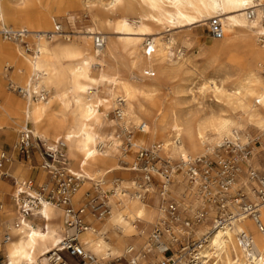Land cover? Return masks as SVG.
<instances>
[{"label":"bare ground","instance_id":"1","mask_svg":"<svg viewBox=\"0 0 264 264\" xmlns=\"http://www.w3.org/2000/svg\"><path fill=\"white\" fill-rule=\"evenodd\" d=\"M82 17L89 19L83 33L76 26ZM213 19L224 32L218 45H206L200 35H172ZM2 28L23 38L11 42L0 35V131L18 137L28 130L52 150L63 142L65 168L84 186L72 196L75 207L86 185L110 195L108 219L88 212L87 229L77 235L84 250L103 264L124 259L157 264L166 248L153 237L164 208L142 201L153 184L110 182L124 169L125 135L134 150L159 145L158 158L171 165L215 158L226 141H258L263 154L257 150L250 164L262 168L264 0H0ZM187 77L199 82L197 92ZM198 97L210 106L201 109ZM142 125L145 132L132 139ZM180 163L172 167L183 176ZM152 174L163 180L159 172ZM25 179H14L17 210L0 206V250L4 264H49V256L74 230L66 225L64 207L43 203L30 216L22 215L20 193L35 196L23 186ZM163 182L162 204L176 197L193 209L202 205L196 188L193 202L184 198V184L183 192L172 193L173 184L182 181ZM240 182L248 200L260 206L263 231L249 216H240L211 233L201 251L203 264H264V203L246 175ZM133 188L134 200L126 199L124 193ZM230 211L236 214L238 207ZM209 230L201 226L198 236ZM241 233L252 239V251L239 245Z\"/></svg>","mask_w":264,"mask_h":264},{"label":"built area","instance_id":"2","mask_svg":"<svg viewBox=\"0 0 264 264\" xmlns=\"http://www.w3.org/2000/svg\"><path fill=\"white\" fill-rule=\"evenodd\" d=\"M208 30L213 40L223 39V28L218 20H211ZM0 35L11 42H17L23 38V35L18 31L4 28L0 30ZM97 43L99 44V42ZM138 132L144 133L145 125H142ZM222 145L221 149L226 154L218 153L215 158L204 156L181 162L183 176L168 161L158 158L159 145H154L149 149L140 147L134 150V160L131 164L123 161L125 165H131V169L142 175L146 185L155 184L152 173L156 171L162 175L166 183L174 182L177 179L184 181L186 183L184 198H189L192 195V190L196 188L202 202L199 208L193 209L181 201H167L164 217L153 234L155 240H160L166 245L163 251L164 259L157 264H203L204 258L201 251L207 244L211 233L229 226L240 216H249L263 231L259 219L260 206L258 203L248 200L240 178H245L243 175L245 172L249 182L254 184L252 186L253 193L260 203H264V165L260 170L251 166L250 161L255 152L250 144L236 145L226 141ZM127 147L123 160L129 157L128 151L132 148L129 141ZM64 150L65 145L61 141L56 143L52 150L34 138L30 131L23 130L20 133L17 143L19 155L30 160L32 156L38 154L41 158V169L47 172L51 179L50 184H43L36 190L32 180H27L23 184L26 188L34 190L35 196H28L24 192L20 193L21 213L28 217L43 203L65 208L66 225L74 230V233L62 241L61 247L56 253L49 256V264H70L68 259L72 260L74 264H103L84 250L78 242L77 235L87 229L88 223L85 215L88 212L96 214L101 220L109 215V207L105 203L107 197L95 188L94 193L88 192L85 195L84 202L78 208L74 206L72 196L80 188L82 182L67 172L64 165ZM7 163V160L2 157L0 170L4 169ZM1 178L12 180L7 172H2ZM158 184L163 189L166 185L164 182ZM14 185L17 184L14 183ZM231 206L238 207L236 214L230 211ZM203 225L209 226L210 230L198 236V230ZM238 242L243 248L252 251L253 242L247 234L241 233L238 236ZM0 264H3L1 260ZM113 264L137 263L124 259L117 260Z\"/></svg>","mask_w":264,"mask_h":264},{"label":"rangeland","instance_id":"3","mask_svg":"<svg viewBox=\"0 0 264 264\" xmlns=\"http://www.w3.org/2000/svg\"><path fill=\"white\" fill-rule=\"evenodd\" d=\"M111 19L113 21H115L117 19V16H113L111 17ZM89 19L87 18H84L82 17L81 20L79 22H77L76 26L78 27V29H80V32L83 33V30L85 29V26L88 25V22ZM208 26H209V22L207 24V26H204V27H182V28H178L176 30H173L172 31V35L173 36H177L179 39L183 38L185 35H192V34H195V35H200L201 36V39H202V42L203 43H207L206 45H218V41H215L212 39L210 33H209V30H208ZM68 31H73L72 29H69ZM111 32V31H110ZM201 65V64H199ZM187 80V85L191 86L193 88V90L195 92H197V88H198V85H199V82L198 81H194L193 78L191 77H187L186 78ZM15 95H19L17 93H14ZM187 98H189L188 95H186ZM189 100V99H188ZM207 102V103H206ZM201 109H206L208 108L210 105H209V100L208 99H205V98H202V97H198V99L196 100L195 102ZM115 115V113L113 114ZM113 115L112 118H113ZM134 135V136H133ZM132 135V139L133 138H137L140 133L138 131H136V133L134 132ZM253 137L256 136V134H252ZM18 138H19V134H18ZM128 138L126 137L125 135V139H123V149L124 151H126L125 149H128L127 147V142H128ZM248 139H242V143L243 142H246ZM253 145L251 144V147L252 149L254 150V152L256 153L257 150H260L259 151V155H262L263 152H262V148L261 146L259 145L258 142L256 141H252ZM17 145V144H16ZM15 145V146H16ZM254 147V148H253ZM144 148H147L146 146ZM218 148H216V151L217 152ZM17 151V150H16ZM133 152H134V149L133 147L131 148V150L128 151V158L123 160V158H121V161H122V167L124 169H129L131 167V165H125V163H123V161L131 164L132 161L134 160L133 159ZM18 153V151H17ZM220 154H226V152L224 153L223 151L219 152ZM160 156V154H159ZM37 158L39 159L38 163L37 164H31L30 160H28V163L27 165L25 166V159L19 155L18 153V161L22 163V169L23 171L25 172L26 174V179L25 180H32L33 181V184H34V189L36 190V188L42 186L43 184H45L44 182V178H39V174L44 171L43 169H41V158L37 155ZM162 158V157H161ZM163 159V158H162ZM262 161H263V164L262 166L264 165V156H262ZM180 163V161H176V162H173V166L176 167L178 164ZM120 170L118 172H115L112 177H111V180L110 182H113L115 180H126L128 183H131L132 181L134 182H137L138 184L140 185H144L145 184V181L142 179V175H140L139 173L135 172V171H130V170ZM131 169V168H130ZM260 170V169H259ZM2 172H7L8 174H12V169H11V165L10 163L6 164L5 165V168L0 170V176H1V173ZM179 172V171H178ZM179 174L181 175V173L179 172ZM243 175H246V173L244 172ZM155 177V184H153V186H150L148 189L151 190V192H147V193H142L143 194V197H142V201L146 204V205H152L154 207H156V209L162 211L163 208H165V202L163 200V204H162V200L159 196L160 192L162 191V186L160 187V185L158 183L160 182H163L162 178L155 174L154 175ZM182 176V175H181ZM247 176V175H246ZM178 181H182L180 179H177ZM8 184V187L6 189H2L1 188V184ZM83 183H81L80 185V188H83L84 186L82 185ZM184 184V186H183ZM182 186L184 187V189H186V183L184 181L181 182V184H179L178 182H176L175 184H173V186L171 187L172 189V193L176 194L178 193V191L180 192H183L184 189L182 188ZM108 186H104V189L106 191H108L109 189H107ZM13 188H14V183L11 179L9 178H0V190L1 192L3 193V199H4V203L6 205H9L12 198H11V193L13 191ZM79 188V189H80ZM97 189L101 194H104L102 193V189L101 187H95L94 184H90V185H86V187L84 188L82 194L79 196V197H76L75 198V202H76V208L79 207V205H81L84 200H85V195L88 193V192H91V193H94V189ZM177 192H176V191ZM175 191V192H174ZM35 192V191H33ZM136 192V189H129L126 193H124V196L126 199L128 200H134V193ZM153 193V194H152ZM171 193V192H170ZM192 194H196V191H192ZM106 195L107 199H106V203H110V195L109 194H104ZM192 196V195H191ZM189 197L191 201L194 202V199H198V197L196 196H192V197ZM176 201L179 200V198H176V197H173V198H170V197H167L166 201ZM155 201V203L153 204V202ZM162 204V205H161ZM200 207V206H199ZM198 207V208H199ZM163 213V212H162ZM88 216H91L90 214L87 213ZM164 215V213H163ZM87 216V217H88ZM109 216V215H108ZM108 216L106 218H104L103 220L105 219H108ZM36 222H39L38 220H36ZM160 224V223H159ZM158 224V225H159ZM157 227V225L154 227V230L155 228ZM152 242V240H150ZM0 260L3 262L4 264V258L2 256V254H0ZM158 261H161L163 260V258H158L156 259ZM69 263L70 264H74V262L70 259H68ZM113 263H116L114 261H112L110 264H113ZM150 264V263H149Z\"/></svg>","mask_w":264,"mask_h":264},{"label":"crops","instance_id":"4","mask_svg":"<svg viewBox=\"0 0 264 264\" xmlns=\"http://www.w3.org/2000/svg\"><path fill=\"white\" fill-rule=\"evenodd\" d=\"M17 141H18V137H17L16 133H14L13 131L7 130V129L6 130L2 129L0 131V154H2V156H4V158L7 160V162L10 163V165H11L12 174L11 175L9 174V175L11 176L13 183L15 182L14 179H17V178L20 179L24 176L27 177L25 172L22 169L23 168L22 163L18 161V153L16 151L17 150V145H16ZM37 155L38 154H35L34 156H32L30 158V162L32 165L38 163L39 159L37 158ZM2 156L0 157V162H1ZM27 163H28V160L25 159L24 165L26 166ZM38 177L44 178L45 184L48 185V183H49L48 182L49 181L48 173L42 171ZM0 178H1V176H0ZM7 187H8V184H3V183L1 184L2 189H6ZM11 198H12V194H11ZM0 199H1L0 200V206H1V204H3L8 212H13V211L17 210V208L14 206L13 200H11L9 205H6L4 203L3 193L1 192V190H0ZM18 210H19V208H18ZM34 220H35L34 221L35 224L41 223V221L38 218H35ZM36 220H38L39 222H36ZM86 221L88 222L87 219H86ZM88 224H89V222H88ZM0 226H1V221H0ZM0 254H2V256L4 258V251L3 250H0ZM4 263H5V261H4Z\"/></svg>","mask_w":264,"mask_h":264}]
</instances>
